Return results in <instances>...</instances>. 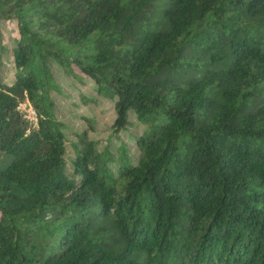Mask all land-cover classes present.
<instances>
[{"label":"trees","instance_id":"obj_1","mask_svg":"<svg viewBox=\"0 0 264 264\" xmlns=\"http://www.w3.org/2000/svg\"><path fill=\"white\" fill-rule=\"evenodd\" d=\"M0 264H264V0H0Z\"/></svg>","mask_w":264,"mask_h":264},{"label":"rangeland","instance_id":"obj_2","mask_svg":"<svg viewBox=\"0 0 264 264\" xmlns=\"http://www.w3.org/2000/svg\"><path fill=\"white\" fill-rule=\"evenodd\" d=\"M15 32L13 24H7L4 34ZM57 72V70H56ZM81 80L63 77L58 81L60 94L56 96L57 117L66 124V146L67 156L71 157L72 144H79L80 139L84 140H107L111 137V124L115 117L113 102L96 93L95 84L84 75ZM19 110L30 120L35 122V115L27 103L21 104ZM134 130L140 132L142 127L128 128L120 133V138L129 146L131 153H136V148L129 141ZM125 140V141H124Z\"/></svg>","mask_w":264,"mask_h":264}]
</instances>
